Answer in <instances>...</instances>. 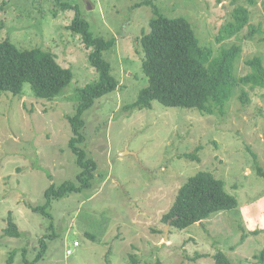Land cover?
Masks as SVG:
<instances>
[{"label": "rangeland", "instance_id": "obj_1", "mask_svg": "<svg viewBox=\"0 0 264 264\" xmlns=\"http://www.w3.org/2000/svg\"><path fill=\"white\" fill-rule=\"evenodd\" d=\"M4 1L0 41L8 37L19 48L50 50L73 78L52 99L37 97L28 82L19 97L0 91V264H7L10 251L11 264L24 263V250L32 259L43 235H49L47 248L36 264H213L218 250L234 264H264L259 260L264 179L254 170L251 154L264 169V86L237 87L222 114L158 101L150 108L125 109L147 85L138 37L149 31L153 13L143 0H71L94 35L115 39L102 57L118 85L83 113L85 140L79 146L96 166L90 186L67 196L50 195L49 218L29 207L46 201L51 184L57 188L75 180L80 168L69 146L66 116L75 112L76 89L97 75L87 58L89 49L66 28L72 9L63 10L55 0L0 4ZM150 2L166 17L187 19L199 43L214 53L239 44L238 76L252 70L247 59L260 56L264 64V0ZM238 5L247 7V23L235 36L219 39ZM252 27L259 29L250 34ZM241 89L248 94L245 103ZM204 171L223 181L238 207L184 229L169 225L164 239L163 215L177 190ZM9 213L20 237L4 234Z\"/></svg>", "mask_w": 264, "mask_h": 264}, {"label": "trees", "instance_id": "obj_2", "mask_svg": "<svg viewBox=\"0 0 264 264\" xmlns=\"http://www.w3.org/2000/svg\"><path fill=\"white\" fill-rule=\"evenodd\" d=\"M55 2L63 10L74 11V16L66 28L78 34L85 48L89 49L87 58L97 76L76 89L75 112L66 116L71 129L69 146L80 168L75 180L63 181L57 188L51 184L45 189L47 198L42 205H29L32 210L42 212L48 218L50 195L55 198L67 196L90 186L96 166L79 146L85 140L83 113L93 105L95 99L115 90L118 85V81L110 72V64L102 57L103 51L113 47L115 39L94 35L88 22L80 17L76 4L69 0ZM142 3L151 5L153 13L149 21V31L138 37L143 54L141 70L147 78V85L138 91L135 101L126 105L125 109L150 108L152 101H158L165 106L195 108L202 113L222 114L237 87L264 86L262 57L255 56L245 60L252 70L238 76L235 73V60L241 51L239 44L233 43L214 53L210 47L199 43L187 19L164 16L150 0H143ZM249 3H252V0H249ZM4 4L5 1L0 4V11L5 9ZM230 15L232 20L223 25L219 39L230 38L240 32L248 21L249 12L246 6L238 5ZM2 24L0 21V30ZM258 29L252 27L250 34ZM72 78L71 69L61 65L50 50L38 47L19 48L8 37L0 41V91H9L19 97L23 94L24 83L28 82L37 97L52 99L63 92ZM239 97L242 103L248 101V94L244 89H241ZM251 154L252 159L255 158L254 170L264 179V169L256 162V155ZM188 156L196 157L195 153ZM237 205L236 198L224 190L223 181L215 178L210 172H198L179 187L174 204L163 215V220L167 222L171 219L172 227L184 229L215 212L232 209ZM51 224L52 222L50 227ZM4 234L11 237L21 235L10 213L6 217ZM48 237L49 235H43L38 239L32 259L26 256L24 250L23 264H36L44 256ZM13 255L14 251H10L7 264H11ZM212 257L213 264H234L220 250L212 254ZM263 259L264 249L259 254V260Z\"/></svg>", "mask_w": 264, "mask_h": 264}, {"label": "built area", "instance_id": "obj_3", "mask_svg": "<svg viewBox=\"0 0 264 264\" xmlns=\"http://www.w3.org/2000/svg\"><path fill=\"white\" fill-rule=\"evenodd\" d=\"M73 245H74V246H78V245H79V242H78V241H74V242H73ZM70 253H71V249H67V250H66V254H70Z\"/></svg>", "mask_w": 264, "mask_h": 264}, {"label": "water", "instance_id": "obj_4", "mask_svg": "<svg viewBox=\"0 0 264 264\" xmlns=\"http://www.w3.org/2000/svg\"><path fill=\"white\" fill-rule=\"evenodd\" d=\"M169 224H170V220L167 222V225H166V227H165V229H164V239H166V231H167V227L169 226Z\"/></svg>", "mask_w": 264, "mask_h": 264}, {"label": "clouds", "instance_id": "obj_5", "mask_svg": "<svg viewBox=\"0 0 264 264\" xmlns=\"http://www.w3.org/2000/svg\"><path fill=\"white\" fill-rule=\"evenodd\" d=\"M69 1H71V0H69ZM71 2H72V1H71ZM72 3H73V2H72ZM258 87H259V86H258ZM207 172H208V171H207ZM211 174H212V173H211ZM230 195H231V194H230ZM262 195H263V193H262ZM262 195H261V197H262ZM237 207H238V205H237ZM169 220H170V219H168L167 222H168ZM170 224H171V220H170ZM170 224H169V225H170ZM261 229H264V227L261 228ZM74 241H77V240H74ZM74 241H73V242H74ZM73 246H74V245H73ZM74 247H76V246H74ZM68 249H69V248H68ZM66 250H67V249H66Z\"/></svg>", "mask_w": 264, "mask_h": 264}]
</instances>
